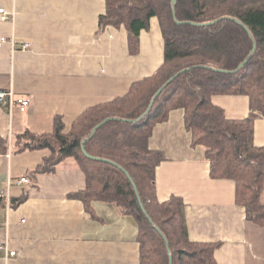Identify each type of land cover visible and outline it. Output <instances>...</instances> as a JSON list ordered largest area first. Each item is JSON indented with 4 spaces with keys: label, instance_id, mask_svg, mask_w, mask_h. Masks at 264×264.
Wrapping results in <instances>:
<instances>
[{
    "label": "crops",
    "instance_id": "crops-1",
    "mask_svg": "<svg viewBox=\"0 0 264 264\" xmlns=\"http://www.w3.org/2000/svg\"><path fill=\"white\" fill-rule=\"evenodd\" d=\"M0 8L9 12L8 21L0 18V39L18 42L0 47V90L31 99L11 113L0 105V136L10 139L7 151L0 148V242L8 240L17 252L6 258L0 250V264H140L135 216L102 200L87 211L83 201L70 196L86 187V174L74 157L52 173L36 174L50 151L17 152L14 143L26 129L52 132L59 115L68 132L88 107L123 96L135 81L154 74L164 62L159 19L151 18L150 28L141 32L140 52L132 54L124 26L99 27L106 0H0ZM23 42L31 48L22 50ZM212 101L229 118L252 112L247 95L216 94ZM184 115V109L172 110L149 139L150 148L166 156L156 168L158 199L183 197L190 238L219 243L217 264H264V225L249 220L236 202L233 179L211 177L205 149L192 145ZM254 140L264 145L260 115ZM24 176L29 183L9 188V180ZM26 192L27 198L13 206Z\"/></svg>",
    "mask_w": 264,
    "mask_h": 264
},
{
    "label": "trees",
    "instance_id": "trees-1",
    "mask_svg": "<svg viewBox=\"0 0 264 264\" xmlns=\"http://www.w3.org/2000/svg\"><path fill=\"white\" fill-rule=\"evenodd\" d=\"M152 17L159 19L165 41L164 62L154 74L135 81L127 94L88 107L68 132L60 115L50 133L26 129L17 136L14 151H50L33 170L36 174L52 173L61 161L74 157L86 174V187L70 196L83 201L87 211L93 201L102 200L135 216L140 264H171L170 256L172 264H217L219 243L189 238L183 197L158 199L156 168L166 156L150 148L149 139L172 110L184 109L192 145L205 149L211 177L233 179L236 202L249 220L264 225V145L254 141L255 118L264 117V0H106L99 27L124 26L129 50L138 54L141 32L150 28ZM208 22L213 23L199 25ZM178 72L139 119L158 89ZM216 94L249 96L251 115L227 117L212 101ZM106 118L111 119L91 135ZM8 141L0 136L2 151L9 149ZM27 196L13 199L12 205Z\"/></svg>",
    "mask_w": 264,
    "mask_h": 264
},
{
    "label": "built area",
    "instance_id": "built-area-1",
    "mask_svg": "<svg viewBox=\"0 0 264 264\" xmlns=\"http://www.w3.org/2000/svg\"><path fill=\"white\" fill-rule=\"evenodd\" d=\"M8 15H9L8 12L4 8H0V16H1V19L3 21L9 20ZM0 40H1L0 46L3 43H5L6 41H8V39L5 37L1 38ZM10 42H12V45L14 47L16 44V41L14 39H12V40H10ZM22 47H23V49L27 50L31 47V43L30 42H24L22 44ZM30 102H31L30 98L16 96V93L13 91V89L0 90V105L7 108L9 110V113H11V111L15 105L19 104L22 106H29ZM29 182H30V179L28 177L24 176L20 179L9 180L8 186L10 188L13 185H21V184L29 183ZM0 250L5 251V257L6 258L14 257L15 255H17V252L15 250H11V248L9 247L8 240L5 242H0Z\"/></svg>",
    "mask_w": 264,
    "mask_h": 264
},
{
    "label": "water",
    "instance_id": "water-1",
    "mask_svg": "<svg viewBox=\"0 0 264 264\" xmlns=\"http://www.w3.org/2000/svg\"><path fill=\"white\" fill-rule=\"evenodd\" d=\"M173 2H174V4H176L177 3V0H173ZM174 14H175V12H174ZM237 20V19H236ZM179 23H187L188 21H178ZM211 23H213V22H208V23H202V24H199V25H208V24H211ZM195 24H197V23H195ZM248 30H249V28L248 27H246ZM254 50H255V48H254ZM253 50V51H254ZM252 55H253V52H251V54L244 60V62H242L240 65H239V68H241V67H243L249 60H250V58L252 57ZM238 68V69H239ZM219 71H225V70H222V69H218ZM181 72H178V73H176V74H174L173 76H171L170 78H169V80H167V82L161 87V88H159L158 89V91L156 92V94H155V96L153 97V99H152V101H151V103H150V105H149V107H148V109L146 110V112L141 116V117H139V119H141L144 115H146L147 113H148V111L151 109V107H152V105H153V103H154V101H155V99H156V97L164 90V88L172 81V80H174L179 74H180ZM111 118H106L105 120H103L102 122H100L99 124H97L95 127H94V129H93V131H92V134L91 135H93L98 129H99V127L101 126V125H103L105 122H107V121H109ZM86 142V140H84L83 141V143H85ZM85 153L89 156V157H91V158H96V159H101V158H99V157H95V156H92V155H90V154H88L87 153V151H85ZM103 160H105V161H109V162H111V163H113V161H111V160H108V159H103ZM118 165V164H117ZM127 173V172H126ZM128 174V173H127ZM129 178L131 179V176H129ZM132 180V179H131ZM134 184V183H133ZM134 188H135V191H136V193H137V195H138V198L140 199V202H141V204H142V206H143V203H142V199H141V196H140V193H139V190H138V187L136 186V184H134ZM143 209H144V207H143ZM170 258H171V264H172V256H170Z\"/></svg>",
    "mask_w": 264,
    "mask_h": 264
},
{
    "label": "rangeland",
    "instance_id": "rangeland-1",
    "mask_svg": "<svg viewBox=\"0 0 264 264\" xmlns=\"http://www.w3.org/2000/svg\"><path fill=\"white\" fill-rule=\"evenodd\" d=\"M7 12H8V11H7ZM8 14H9V12H8ZM8 16H9V15H8ZM13 16H14V14H13ZM0 18H1V16H0ZM1 20H2V19H1ZM5 21H8V20H5ZM4 37L8 39V41H6V42H10V40H12V39H14V40L16 41V39H15L14 37L9 38V37L3 36L2 38H4ZM0 41H1V40H0ZM6 42H5V43H6ZM5 43H3V44H5ZM10 43L12 44V42H10ZM16 43H18V42L16 41ZM23 43H24V42H23ZM23 43H22V44H23ZM3 44H2V45H3ZM22 44L20 45V47H21L22 50H25V49H23ZM2 45H1V46H2ZM1 46H0V47H1ZM12 46H13V45H12ZM30 48H31V47H30ZM27 50H28V49H27ZM222 70H225V69H222ZM236 70H237V69H235V70H231V71H229V70H225V71L234 72V71H236ZM221 72H224V71H221ZM178 109H179V108H178ZM250 115H251V114H250ZM258 116H259V115H258ZM262 117H263V116H262ZM256 118H257V117H256ZM256 118H255V119H256ZM8 140H10L9 137H8ZM254 141H255V140H254ZM8 142H9V141H8ZM10 146H11V144H10ZM187 228H188V226H187ZM188 235H189V232H188ZM189 238H190V236H189ZM190 239H191V238H190ZM191 240H192V239H191ZM193 241H194V240H193ZM200 242H202V241H200ZM167 246L170 247V246H169V243L167 244Z\"/></svg>",
    "mask_w": 264,
    "mask_h": 264
}]
</instances>
